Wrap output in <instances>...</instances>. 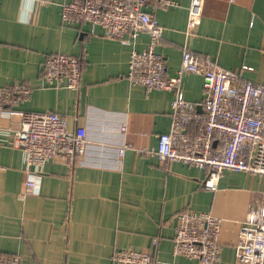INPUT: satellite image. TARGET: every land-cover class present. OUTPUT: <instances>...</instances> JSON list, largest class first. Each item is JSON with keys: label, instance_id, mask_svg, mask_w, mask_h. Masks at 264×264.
<instances>
[{"label": "crops", "instance_id": "obj_1", "mask_svg": "<svg viewBox=\"0 0 264 264\" xmlns=\"http://www.w3.org/2000/svg\"><path fill=\"white\" fill-rule=\"evenodd\" d=\"M69 1L0 0V88L29 84L18 108L58 112L69 130L85 126L88 136L74 162L50 160L37 172L13 137L19 116L0 110V256L20 253L23 264H120L113 252L131 248L150 249L155 264H205L173 253L176 214L194 210L223 219L217 264H235L242 223L258 220L264 209V178L226 169L210 190L202 168L161 163L151 151L170 129L174 91L128 79L131 52L144 49L149 34L124 43L104 36L100 26L66 23L62 9ZM172 1L147 7L164 26L157 50L170 76L180 73L190 48L264 83V0H205L193 29L191 0ZM58 52L80 59L78 88L46 83L44 62ZM181 90L202 110L201 74L182 72ZM31 173L38 189L23 197Z\"/></svg>", "mask_w": 264, "mask_h": 264}, {"label": "built area", "instance_id": "obj_2", "mask_svg": "<svg viewBox=\"0 0 264 264\" xmlns=\"http://www.w3.org/2000/svg\"><path fill=\"white\" fill-rule=\"evenodd\" d=\"M154 3L170 6L172 0H70L62 9L66 23L100 26L104 36L128 43L145 31L150 36L142 50L130 56L128 79L147 89L174 91L170 129L159 135L158 148L151 151L161 163L183 161L206 172L205 188L216 190L226 169L245 171L264 178V83L255 82L240 70L221 66L209 56L190 48L182 53V69L175 76L157 47L164 26L147 7ZM205 0H191L188 26L193 29L204 13ZM252 69L250 66H245ZM80 59L67 53L51 54L44 62V79L55 87L78 88L82 76ZM199 73L204 78L202 110L185 98L181 73ZM31 86L15 83L0 88V110L19 116L13 130L16 144L22 148L29 168L37 172L50 160L74 162L88 143L85 126L69 130L64 115L54 111H26L19 107L29 96ZM126 127H123L125 131ZM193 129V130H192ZM120 149L123 155L128 148ZM149 153V150H139ZM36 175L26 181V197L38 189ZM223 219L210 212L183 210L176 214L173 253L198 258L205 264L221 261L220 233ZM158 238L153 239V245ZM112 260L120 264H155L149 249H116ZM0 264H23L20 253L0 256ZM235 264H264V209L258 220L242 223L236 244Z\"/></svg>", "mask_w": 264, "mask_h": 264}, {"label": "bare ground", "instance_id": "obj_3", "mask_svg": "<svg viewBox=\"0 0 264 264\" xmlns=\"http://www.w3.org/2000/svg\"><path fill=\"white\" fill-rule=\"evenodd\" d=\"M257 175V174H256Z\"/></svg>", "mask_w": 264, "mask_h": 264}]
</instances>
